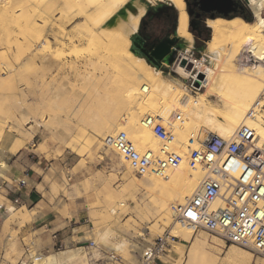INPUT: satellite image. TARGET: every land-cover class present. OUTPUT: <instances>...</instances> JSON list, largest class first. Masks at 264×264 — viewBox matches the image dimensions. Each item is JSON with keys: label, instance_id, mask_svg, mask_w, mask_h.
I'll return each mask as SVG.
<instances>
[{"label": "bare ground", "instance_id": "1", "mask_svg": "<svg viewBox=\"0 0 264 264\" xmlns=\"http://www.w3.org/2000/svg\"><path fill=\"white\" fill-rule=\"evenodd\" d=\"M127 1L0 0V72H7L10 75L7 79H0V87L19 93L22 89L18 80L20 82L25 80L24 89L28 88L35 94L48 92L56 105V102L72 92V81L61 79L59 83L55 81L48 83L47 80L44 81L43 73L54 70L57 74L65 72L68 62H64L63 59L69 55V53L65 55L68 48L75 57L70 66L72 75L83 81L80 92L89 95L95 90L100 96L104 95L107 98L109 96L108 105L115 106L117 113L120 112L118 121L122 126L115 132L116 134L126 132L139 151L153 150L150 145L153 142H161V150L166 148L170 151L171 147L173 153L181 156L178 166L168 170L163 176L154 174L140 176L146 177L151 185L145 182V178L141 181L132 180L134 191H144L142 205L150 206L147 204L149 200L152 206H155L153 227L167 226L173 236L190 243L188 264H218L217 260L206 259L212 252L207 250L209 245L205 236L194 235L197 233L189 227L176 223L174 209L185 204L203 178L201 169L192 167L190 163V147L194 148L190 145L191 136L194 135L195 138L204 130L206 133H215L227 139L234 135L239 127H248L257 131L264 146V60L260 59L264 56V18L259 9L254 7L256 17L252 23L239 17L207 20V26L212 31L207 51L210 57L216 60L215 69L208 67L204 58L199 60L189 55L182 56L176 67V72L184 80L191 77L192 67L200 69L197 79L201 81L205 78L206 91L193 95L182 83L167 81L160 71L149 64L150 62L132 51L130 36L137 32L145 11L127 17L124 11ZM167 1L179 11L178 35L185 40L186 50L190 52L194 37L189 30L190 16L186 2ZM67 26L72 28L69 30ZM82 44L84 48H81ZM246 51L253 66L247 67L245 63H241L243 53ZM10 56L19 69L20 66L25 68L31 66L35 69L34 74L28 76V79H23L24 74L11 63ZM28 68L30 67L25 70ZM13 79L16 85L12 84ZM41 96L40 99H43ZM83 96L76 108L85 106L86 97ZM210 98H214V101ZM179 112L184 118L173 126V136L168 140H162L152 128L142 124L146 117H157L168 122L175 119L176 113ZM108 120L106 122L109 125L111 122L108 123ZM55 123L60 127L59 134L64 140L71 139L73 144H76L77 140L86 139L92 151L99 148L98 140L103 141L106 138V135L98 133L93 138L89 137L85 132H81L80 126L78 128L75 125L72 127V134H68L66 131L68 124L59 115L55 117ZM38 126H31L28 129L32 137L39 133ZM18 131L22 134L21 131L24 130ZM69 149L73 151V147ZM8 153L9 151H3L1 155ZM116 157L126 166V173L134 176L135 170L117 150ZM2 160L0 172L2 168L8 166ZM158 194L160 197H157ZM163 196L165 198H162ZM110 206L112 207L109 212L115 217L119 213L117 206L126 204L122 201ZM8 211L16 218L18 229L21 230L32 225L36 219V215L31 214L32 211L24 208L17 210L10 205ZM110 224L111 218L105 219L103 226ZM98 234L101 237L100 241L107 247L113 251L125 252L124 242H113L116 236L112 229ZM209 244L213 248H218L224 245V241L214 236ZM15 250L21 252L17 248ZM133 252L129 251L132 257ZM84 253V249L80 247L67 248L55 254L37 253L29 264H90ZM182 255L184 256L183 253ZM254 256L240 247L231 246L225 252L224 258L229 262L250 264ZM26 262L22 264H28Z\"/></svg>", "mask_w": 264, "mask_h": 264}, {"label": "rangeland", "instance_id": "2", "mask_svg": "<svg viewBox=\"0 0 264 264\" xmlns=\"http://www.w3.org/2000/svg\"><path fill=\"white\" fill-rule=\"evenodd\" d=\"M156 1L163 0H151L152 3ZM141 7H144L143 0H134V4H131L130 0H128L124 6L127 17L137 15L138 9H141ZM67 27L69 30L72 28V26ZM130 37L132 40V51L144 57L148 63L150 62L149 64L160 71L169 82L178 81L185 87L190 83L181 78L176 72L178 61L184 55H189L199 60L204 58L205 64L215 69L216 60L214 57H210L207 51L208 44L204 50L199 51L196 48L194 35L193 47L190 52H187V44L185 40L182 39L181 48L170 55H162L158 52L154 54H145L142 51L143 43L138 34H132ZM51 40L54 42L53 38H51ZM80 46L84 48L83 44ZM66 52L65 55L68 53L69 55L63 59L64 62H68L65 67V72L57 74V71L54 70L55 72L43 73L45 76H43L45 78L44 81L47 80L46 82L48 83L52 81L59 83L61 79H70V81H72V92L62 98V100L60 99L56 102V105L48 92L44 94H35L28 88L24 89L25 80L21 81L22 83L18 80L20 82H18V84L21 85L20 87L22 89V91L19 92L20 94L13 90L8 91L0 87V89H2V91L0 90V160L6 156L2 161L9 166V168L1 169L0 172V264H21L26 261H28L26 263L29 264L32 259L29 260L28 258H24L25 245L32 246L34 256L37 253L45 255L55 254L67 248L80 247V245H76V242L82 240L74 238L73 242H67V248L64 250L59 251L52 248L49 251L45 250L46 247L51 244L52 235L70 225L69 221H71L72 218V211L74 208H77L76 206H82L80 210H83L86 214V222H84V224L87 225L85 239L92 240L96 243L95 249L92 250L94 258H106L104 256L105 254L103 255V252H105L109 255L115 254L118 257V261L115 262H111L110 259L106 258V260L109 261L105 264H139L141 250L154 243L159 234L170 231V229L167 226H161L159 228L153 227L154 223L152 222V217L155 213V206H152L149 200H147V204L150 206L142 205L141 198L144 191H134L132 189V180L141 181V179L143 180L145 178V182L151 185L147 182L146 177H140L135 174V172L134 176H130V174L126 173V166L117 159L116 150H112V148L104 145V140L108 136L116 134L115 132L122 126L118 121L120 112L117 113L118 110L115 106L112 107L108 105L110 104L108 102V95V98L104 95L100 96L95 90L90 92L89 95L88 93L80 92L83 81L73 76L70 70L71 63L75 60V57L70 53L68 48ZM9 59L17 69L19 66L17 67L15 61H12L11 56ZM241 63L243 62L241 61ZM245 65H247V67L253 66L252 62L250 64L245 63ZM81 66H83V64ZM27 67L32 69L29 70L30 68H28L27 71L25 70ZM26 68L21 66V70L18 68L24 74L23 79H28V76L35 72V69L31 66H26ZM199 71L200 69L196 68L193 72V76ZM9 77L10 75L7 72H0V79H7ZM15 79H13L12 84L14 83L16 85ZM205 91L206 88H203L200 92H197V94H192L198 95ZM40 95H42L41 98L43 97L45 100L40 99ZM82 95L86 97V104L85 106L83 105L76 108L75 106L81 101ZM34 99L37 100L34 101ZM40 100H43L42 102L44 104ZM210 100L214 101V98H210ZM62 109H65V111L63 112ZM50 111H52V113H50ZM177 114L178 113H176V115ZM57 115L61 116L65 123L68 124V129L66 130L68 134H72V127L75 125L78 128L80 126L81 132H85L89 137L93 138L94 135L98 133L106 135V138H104L103 141L98 140L99 148L93 151L86 139L77 140L76 144H73L71 139L64 140L59 134L60 127L55 123V117ZM104 119H106V121L109 119L108 123H111L108 125ZM37 125L40 127L39 133L32 137L28 129L31 126L37 127ZM48 126L52 128L49 129ZM115 126L116 128L119 126V128L116 129ZM18 130H24L25 132L21 131L22 134H20ZM201 132H204V130H201ZM70 147H73V151L69 149ZM150 147L159 152L161 150V142H153ZM3 151H9L10 154L1 155ZM170 152H173L171 147ZM21 163H28L32 167V175L36 177L34 180L36 184L34 191L38 192L41 198L38 199L37 204L33 206H15L3 196L8 186H13L15 188L16 184L14 185V183L20 180L15 176H18L16 175L17 171L19 169L22 170L24 167ZM157 197H160V194H158ZM10 198L11 200L15 199L13 196H10ZM162 198H165V196ZM122 201H125L126 206H117L119 213L114 217L109 212L112 207L110 205L114 203L118 204ZM10 205L17 210L24 208L28 211H32L31 214L36 215L33 224L22 230L18 229L16 224L18 221L16 218H13L8 211ZM41 205H45L46 207H41ZM109 218H111L112 224L103 226L104 220ZM40 221H51L54 225L53 233H46L51 234L48 235V242L43 240L46 239L44 233L46 229L41 231L32 229V227L36 224L38 225ZM45 225L46 223L44 222V226ZM56 226L58 227L55 230ZM108 229H112L116 236L113 242L118 241L125 243V252L113 251V249L107 247L104 242L100 241L101 237H99L98 233H102ZM201 234L205 236L209 245L207 246V250L212 252L207 256V261L217 260L218 264H239L229 262L224 258L225 252L231 246L240 247V249H244L248 253L253 254L239 245L225 242L222 247L213 248L210 246L209 242L216 235L203 231L194 235ZM177 243H180V246L177 245ZM175 245L177 246L174 249L173 261L169 264H188L190 259V243L177 241ZM16 248L21 252L19 253L15 250ZM130 250L134 251V257L130 255ZM84 252L88 259L87 251L84 250ZM133 258L136 262L133 261ZM263 262V257L254 256L250 264H263Z\"/></svg>", "mask_w": 264, "mask_h": 264}, {"label": "built area", "instance_id": "3", "mask_svg": "<svg viewBox=\"0 0 264 264\" xmlns=\"http://www.w3.org/2000/svg\"><path fill=\"white\" fill-rule=\"evenodd\" d=\"M255 16L254 7L264 18V0H241ZM246 58V59H244ZM249 53L244 52L242 62L250 63ZM192 67L187 88L191 93L205 88V78L199 81L193 76ZM179 112L175 119L165 122L157 117H146L142 124L152 128L162 140L171 139L173 126L181 122ZM107 147L116 149L133 167L135 174L163 176L168 170L178 166L181 156L163 148L159 152L151 149L139 151L126 132L108 136ZM189 159L192 167L201 169L203 178L194 194L185 204L174 209V219L181 226L189 227L194 233L208 232L225 243L239 245L257 257L264 258V146L256 130L239 127L234 135L225 139L215 133L201 132L191 136ZM211 157V159H209ZM15 188L29 187L27 179H20ZM15 206H22L18 196ZM188 212L194 214L188 215ZM59 232L52 235L54 249L64 250L67 243L59 238ZM181 239L165 231L157 236L154 243L141 250L139 264H169L173 261L175 243ZM184 242V241H183ZM87 252L91 264H105L106 260L118 261L115 254L103 252L106 258H94L92 250L96 243L92 240L76 242ZM31 245L24 246V258L32 259ZM22 264V263H21Z\"/></svg>", "mask_w": 264, "mask_h": 264}, {"label": "trees", "instance_id": "4", "mask_svg": "<svg viewBox=\"0 0 264 264\" xmlns=\"http://www.w3.org/2000/svg\"><path fill=\"white\" fill-rule=\"evenodd\" d=\"M188 6L191 23L190 32L194 35L196 48L202 51L210 42L212 31L207 26L208 19L218 18H242L248 23L254 22L255 18L250 9L241 2L235 1V10L229 16L219 13H204L199 8L200 0H185ZM152 3V2H151ZM151 11H147L141 19L138 36L143 43L142 51L145 54L156 52L170 55L177 52L182 46V38L178 35L179 11L167 0L152 3ZM196 5V6H194ZM197 14L199 16L197 17Z\"/></svg>", "mask_w": 264, "mask_h": 264}, {"label": "crops", "instance_id": "5", "mask_svg": "<svg viewBox=\"0 0 264 264\" xmlns=\"http://www.w3.org/2000/svg\"><path fill=\"white\" fill-rule=\"evenodd\" d=\"M144 7H141V9H138V14H140V12L142 11V9ZM145 14H146V11H145ZM134 16H136V15H134ZM139 28H140V25L138 27L137 32H135V34H138ZM21 165H23L24 167L22 170L19 169L17 171L16 175H18V176H15V177H18L19 179H27L28 183H29V187L17 189V188H14L13 186H8V188L5 190L6 193L3 194V196L6 198V200H8L12 203H13V200H11L10 196H13L14 198L19 196L22 200L23 206H33V205L37 204L38 199L41 198L40 194H38V192L34 191L36 188V184L34 181L36 177H34L32 175V167L28 163H21ZM6 168H9V166H7ZM2 169H4V168H2ZM14 185H15V183H14ZM76 207L77 208H74L72 211V218H71V221H69L70 225L68 227H66L65 229L58 231L59 232L58 238L60 240L65 241L66 243L67 242H73L74 238H79L80 240H82L80 242H84L85 237H86L85 233H86V226L87 225L84 224V222H86V220H85L86 214L84 213L83 210H80V208L82 206H76ZM44 222L46 223L45 226H44ZM57 227L58 226L55 227V230ZM32 229H34L36 231H41L43 229H46L44 232L46 239H43V240L45 242H48V239H49L48 235H51L53 233L54 225L51 221L50 222L40 221V223L38 225L37 224L34 225L32 227ZM50 232H51V234H46V233H50ZM51 248L54 249V244L52 241H51V244L48 247H46L45 250L49 251V250H51Z\"/></svg>", "mask_w": 264, "mask_h": 264}, {"label": "water", "instance_id": "6", "mask_svg": "<svg viewBox=\"0 0 264 264\" xmlns=\"http://www.w3.org/2000/svg\"><path fill=\"white\" fill-rule=\"evenodd\" d=\"M199 6H200V10L202 12H205V13L217 12V13L227 17L231 13L234 12L235 1L234 0H200ZM124 11L126 12V9H124ZM212 20H215V19H212ZM193 25L194 24L191 23V21H190V27Z\"/></svg>", "mask_w": 264, "mask_h": 264}, {"label": "snow or ice", "instance_id": "7", "mask_svg": "<svg viewBox=\"0 0 264 264\" xmlns=\"http://www.w3.org/2000/svg\"><path fill=\"white\" fill-rule=\"evenodd\" d=\"M130 3L131 4H134V0H130ZM143 3H144V8L142 9L143 11H151L152 10V7H153V5H152V3H151V0H143ZM260 59L261 60H264V56H261L260 57ZM209 159H211V157H209ZM188 215L189 216H192L193 218H195L194 217V214L192 213V212H188Z\"/></svg>", "mask_w": 264, "mask_h": 264}, {"label": "flooded vegetation", "instance_id": "8", "mask_svg": "<svg viewBox=\"0 0 264 264\" xmlns=\"http://www.w3.org/2000/svg\"><path fill=\"white\" fill-rule=\"evenodd\" d=\"M194 6H196V5H194ZM199 8H200V6H199ZM202 12V11H201ZM205 13V12H204ZM210 13H217V12H210ZM199 16V14H197V17ZM195 25V24H194Z\"/></svg>", "mask_w": 264, "mask_h": 264}]
</instances>
